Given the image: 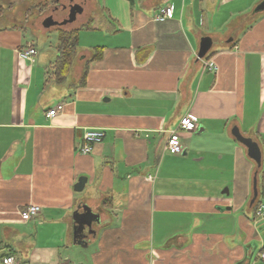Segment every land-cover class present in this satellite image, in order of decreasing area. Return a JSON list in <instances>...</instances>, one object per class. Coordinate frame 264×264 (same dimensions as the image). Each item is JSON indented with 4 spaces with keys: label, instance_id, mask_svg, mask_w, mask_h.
I'll use <instances>...</instances> for the list:
<instances>
[{
    "label": "crops",
    "instance_id": "crops-1",
    "mask_svg": "<svg viewBox=\"0 0 264 264\" xmlns=\"http://www.w3.org/2000/svg\"><path fill=\"white\" fill-rule=\"evenodd\" d=\"M261 1L105 0V22L127 43L116 34L117 45L80 52L62 84L44 72L57 50L36 66L41 58L20 52L33 45L38 55V46L0 29V251L26 264H264ZM165 5L174 17L156 21ZM205 36L211 57L199 59ZM186 114L198 128L180 131L182 153H167ZM235 127L258 144L261 166ZM89 129L105 136L83 154ZM29 205L41 212L26 221ZM85 206L100 220L80 245L74 214Z\"/></svg>",
    "mask_w": 264,
    "mask_h": 264
},
{
    "label": "rangeland",
    "instance_id": "rangeland-1",
    "mask_svg": "<svg viewBox=\"0 0 264 264\" xmlns=\"http://www.w3.org/2000/svg\"><path fill=\"white\" fill-rule=\"evenodd\" d=\"M75 1L81 3L84 10L82 13L77 14L74 21L47 28L43 25V20L51 15L52 7L54 6L52 0H0V29L15 30L20 34L21 44L25 45L33 42L38 46L39 54L36 57L41 58L42 62H37L36 66H42V68H45V63L55 59L59 30L78 28L92 17L96 18L94 29L85 28L80 32V52L91 51L92 47L95 46L117 45L119 41L113 37L116 34H123L124 43H127L128 36L125 31L121 30L115 33L116 28H120L119 26L116 27L117 23L112 24L109 22V25L107 21V23L105 22V13L101 12V6L105 5V0ZM137 10H139V3H137ZM70 14L71 7L67 11H61L59 16L70 18ZM256 14L258 15L259 13ZM228 29L229 26H223L218 32L224 34ZM112 32L115 34H112ZM26 64L27 66L30 65ZM46 69L44 72L49 77L51 71L48 68ZM72 78L71 75L69 80L71 81ZM254 243L256 242L254 241Z\"/></svg>",
    "mask_w": 264,
    "mask_h": 264
},
{
    "label": "built area",
    "instance_id": "built-area-1",
    "mask_svg": "<svg viewBox=\"0 0 264 264\" xmlns=\"http://www.w3.org/2000/svg\"><path fill=\"white\" fill-rule=\"evenodd\" d=\"M175 10L171 5H165L161 7L155 14L154 19L156 21H165L172 19L174 17ZM37 55V50L33 45H29L20 52V56L24 60L31 62L35 61ZM205 67L210 70H215V63L211 60L205 63ZM63 109V104H58L54 108L48 110L46 116L48 118L55 117ZM198 117L193 114H186L183 116L175 130H173L166 142L165 151L170 154H180L183 152L184 148L181 142L180 131L192 132L198 128ZM105 136V132L99 129H89L85 132L83 145L80 147V152L83 154H88L93 151L94 146L101 142ZM148 178L152 180L154 177L149 175ZM263 206L258 207L257 214H263ZM41 212V207L38 205H29L22 212L23 220H32L38 216ZM259 257L264 261V249L259 253ZM0 264H26L23 261L19 260L14 254L11 253V250L8 247L3 248L0 251ZM64 264H72L66 262Z\"/></svg>",
    "mask_w": 264,
    "mask_h": 264
},
{
    "label": "water",
    "instance_id": "water-1",
    "mask_svg": "<svg viewBox=\"0 0 264 264\" xmlns=\"http://www.w3.org/2000/svg\"><path fill=\"white\" fill-rule=\"evenodd\" d=\"M62 3L63 0H56ZM64 6V4H61ZM83 7L81 5H76L74 8V11L70 18H68V21L75 20L77 14L82 13ZM264 11V0H262L254 9V13H259ZM57 9L54 8L51 15L46 17L44 19L43 25L47 28L52 27L56 25L59 20L56 16ZM66 20V22H67ZM212 47V38L209 36H205L200 41V47L198 52V58L203 59L209 50ZM234 135L235 137L243 144H245L248 147V153L251 158H253L259 166H261L262 162V156H261V149L258 146V144L250 137H245L241 134L239 129L237 127L234 128ZM87 182L86 177H81L79 179L78 184L75 186V189L77 191H81L85 184ZM254 188L255 193L257 194V176L255 177L254 181ZM75 219V226H74V238L78 241V244H82V238L85 234L86 228H91L92 224L94 222H99V216L91 211V209L87 206L84 207V211H77L74 214Z\"/></svg>",
    "mask_w": 264,
    "mask_h": 264
},
{
    "label": "trees",
    "instance_id": "trees-1",
    "mask_svg": "<svg viewBox=\"0 0 264 264\" xmlns=\"http://www.w3.org/2000/svg\"><path fill=\"white\" fill-rule=\"evenodd\" d=\"M95 19L96 18L94 17L90 18L88 22H86L82 26H79L78 28L59 30L58 44L56 46L57 56L52 65V71H51V77L56 83L62 84L66 82L69 74L73 69L75 60L79 56L80 32L85 28L94 29ZM101 56H102L101 53L99 54L95 52L92 59L89 60V63L91 61L97 60ZM210 57L211 55H206V58H210ZM88 64L86 66L85 74L82 79L83 81L85 80L88 72ZM262 249H264V247Z\"/></svg>",
    "mask_w": 264,
    "mask_h": 264
},
{
    "label": "flooded vegetation",
    "instance_id": "flooded-vegetation-1",
    "mask_svg": "<svg viewBox=\"0 0 264 264\" xmlns=\"http://www.w3.org/2000/svg\"><path fill=\"white\" fill-rule=\"evenodd\" d=\"M53 1H54V6L52 7L51 14L53 12V9L56 8L57 9L56 16H57V18L59 20V22L56 25H63V24H68L69 23V21L67 20L68 18H65V17L62 18V17L59 16L61 11H67L69 9V7H71V14L70 15H72L76 5H81L83 7V5L81 3H78L75 0H63L62 3L59 2V1H56V0H53ZM61 4H64V6L61 5ZM83 10H84V7H83ZM66 20H67V22H66ZM43 22H44V20H43Z\"/></svg>",
    "mask_w": 264,
    "mask_h": 264
}]
</instances>
